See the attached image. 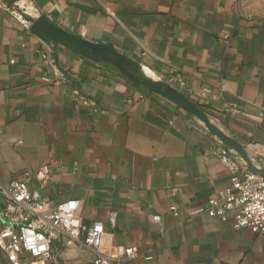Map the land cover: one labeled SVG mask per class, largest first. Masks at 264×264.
<instances>
[{"label":"crops","instance_id":"0c3cea01","mask_svg":"<svg viewBox=\"0 0 264 264\" xmlns=\"http://www.w3.org/2000/svg\"><path fill=\"white\" fill-rule=\"evenodd\" d=\"M39 16L171 86L264 176V13L245 0L0 1L1 184L48 166L28 189L47 209L79 201L75 224L102 223L103 251L138 249L127 264H264V233L198 213L229 185L211 153L219 140L119 68L37 36L26 19ZM52 252L54 264H92L82 242ZM0 264H11L1 250Z\"/></svg>","mask_w":264,"mask_h":264},{"label":"built area","instance_id":"2783aa9c","mask_svg":"<svg viewBox=\"0 0 264 264\" xmlns=\"http://www.w3.org/2000/svg\"><path fill=\"white\" fill-rule=\"evenodd\" d=\"M167 80L180 82V76L172 72ZM211 153L228 171L229 185L216 198L209 199L206 208L198 213L205 212L221 222L231 221L235 229L264 233V176L245 170L232 150L221 142ZM48 175V166H42L27 174L26 182L0 183V250L11 264H23L25 255L36 264H54L52 245L65 239L82 242L92 252V264H127L139 257L136 247L122 246L110 252L103 251L105 228L102 223L89 227L75 224L79 201L71 199L47 209L39 192L28 189V182L35 179L43 183ZM169 212L178 214L174 207ZM115 218L116 214L112 213L111 225L115 224ZM154 220L159 221L160 217Z\"/></svg>","mask_w":264,"mask_h":264},{"label":"water","instance_id":"95a60500","mask_svg":"<svg viewBox=\"0 0 264 264\" xmlns=\"http://www.w3.org/2000/svg\"><path fill=\"white\" fill-rule=\"evenodd\" d=\"M8 8H13L17 0H0ZM30 29L39 37L50 39L56 44L62 45L81 56L96 58L113 65L124 71L130 78L148 89L160 94L168 100L182 107L189 114L197 118L207 130L212 133L223 145L234 151L246 164L249 172L256 173L245 150L234 140L227 137L220 129L215 127L205 114L185 96L174 90L171 86L160 81H154L139 74L141 67L135 61L101 44L92 43L68 31H65L51 23L46 17L39 16L36 19L27 18ZM142 72V71H141Z\"/></svg>","mask_w":264,"mask_h":264},{"label":"rangeland","instance_id":"374dc122","mask_svg":"<svg viewBox=\"0 0 264 264\" xmlns=\"http://www.w3.org/2000/svg\"><path fill=\"white\" fill-rule=\"evenodd\" d=\"M249 5V10L257 13H264V0H245Z\"/></svg>","mask_w":264,"mask_h":264},{"label":"bare ground","instance_id":"6f19581e","mask_svg":"<svg viewBox=\"0 0 264 264\" xmlns=\"http://www.w3.org/2000/svg\"><path fill=\"white\" fill-rule=\"evenodd\" d=\"M139 74L142 75L143 77H145V76L141 73V71L139 72ZM145 78H147V77H145ZM148 79H149V78H148Z\"/></svg>","mask_w":264,"mask_h":264}]
</instances>
